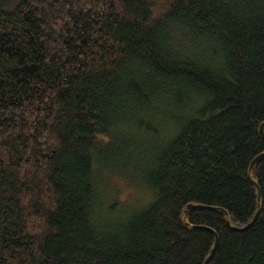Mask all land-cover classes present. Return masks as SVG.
Segmentation results:
<instances>
[{
    "label": "trees",
    "instance_id": "obj_1",
    "mask_svg": "<svg viewBox=\"0 0 264 264\" xmlns=\"http://www.w3.org/2000/svg\"><path fill=\"white\" fill-rule=\"evenodd\" d=\"M262 123L264 0H0V264H264Z\"/></svg>",
    "mask_w": 264,
    "mask_h": 264
},
{
    "label": "water",
    "instance_id": "obj_2",
    "mask_svg": "<svg viewBox=\"0 0 264 264\" xmlns=\"http://www.w3.org/2000/svg\"><path fill=\"white\" fill-rule=\"evenodd\" d=\"M260 132H261L262 134H264V123H262V125H261ZM262 156H264V153L260 154L259 156H257V157L252 161V163H251V167H252V166H253V165H254V164L260 159V157H262ZM258 198H259V200H260V198H261V197H260V193H259ZM192 206H193V204H190V205H189V207H192ZM258 216H259V211L256 212V214H255L253 220L251 221V223L255 222V221L257 220ZM228 223H230L229 220H228ZM251 223H250V224H251ZM250 224H247V225H245V226H243V227L232 226V228L235 229V230H238V231H242V230L247 229V228L249 227ZM206 228H207V227H206ZM207 229L211 230V231L215 234V237H216V239H215V244H214V247H213V249H212V253H211V254H213V253L216 251L217 246H218V243H219V234H218L214 229H212V228H207ZM210 257H211V255L206 259V261H205L204 264H208V263H209Z\"/></svg>",
    "mask_w": 264,
    "mask_h": 264
}]
</instances>
